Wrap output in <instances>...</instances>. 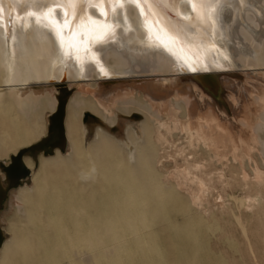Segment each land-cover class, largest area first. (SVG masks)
Masks as SVG:
<instances>
[{
    "label": "bare ground",
    "instance_id": "1",
    "mask_svg": "<svg viewBox=\"0 0 264 264\" xmlns=\"http://www.w3.org/2000/svg\"><path fill=\"white\" fill-rule=\"evenodd\" d=\"M0 7V264H82V251L92 264H244L248 243L256 246L249 235L264 233L262 212L254 209L258 219L249 224L234 216L239 203L231 198L222 211L194 212L188 199L164 186L157 167L166 148L181 144L193 152V136L198 145L191 154L212 170L233 162L229 171L240 183L264 178V109L255 121L244 116L255 111L251 93L260 92L264 79L256 85L233 75L241 67H264V0L197 4L202 19L192 25L190 0H4ZM253 51L260 61H252ZM148 59L165 63L164 73L173 77L143 84L136 97L133 89L132 97L118 96L128 86L116 85L118 113L103 110L99 92L142 73L134 66ZM17 81L31 95L7 90ZM79 83L86 93L75 92ZM172 84L220 90V118L234 134L231 154L203 133L193 135L195 117L173 97L166 99L168 113L153 108L150 93ZM252 120L256 135L246 130ZM253 150L258 166L250 172L241 155L251 158Z\"/></svg>",
    "mask_w": 264,
    "mask_h": 264
},
{
    "label": "rangeland",
    "instance_id": "2",
    "mask_svg": "<svg viewBox=\"0 0 264 264\" xmlns=\"http://www.w3.org/2000/svg\"><path fill=\"white\" fill-rule=\"evenodd\" d=\"M255 47H254V50H255ZM251 55H252L251 59H253L252 60L253 62L261 60V58H259L257 56V53L255 51H253V54L251 53ZM164 74L165 75H163V76H167L166 73H164ZM233 75L237 76V77L243 76L244 79L247 78L246 79L247 81H251L252 83L258 85L264 79V67H260V68L259 67H257V68L256 67L255 68H253V67H241L237 71L233 72ZM127 78H130V76L125 77L123 79L113 80V81H111L110 87L107 88V90L104 89V90H101L99 92V93L103 94V95L101 94L102 96H100V98H99L100 104H101V107L103 108V110L112 109V107H113V111L116 110V113H118L117 112V107H118L117 104H118L119 100H115V98L117 97L116 96L117 93H118L117 94L118 96H124V95L128 96L129 95L128 97H132V96L136 97V96L141 95V91L144 89L143 84H145V83H140L142 85L141 86L138 84L139 82L137 83V81H135V80L133 81V80H130ZM208 78L211 80H209ZM156 79H158V81H159L160 78H156ZM156 79H153V80H156ZM162 79H165V77H162ZM202 80H203V78H202ZM170 81H172V80H170ZM207 81H208V83H214V79L212 77H207ZM134 82H135V84H134ZM172 83H174V82H172ZM71 84L73 85L74 82L72 81ZM125 84L128 86V87H126L125 91H123L124 89L122 91L116 89L117 93L115 92L114 88L116 85L118 87H122ZM78 85H80L79 86L80 89L78 88L79 91H75V90H77V88H75V89L71 88V89L74 90L76 93H78V92L80 94L86 93V91H85L87 89L86 83H85V85H84V83H79ZM117 86H116V88H117ZM170 86H174V87H170ZM170 86H165L163 89L162 88L159 89L158 92L157 91L153 92V95L151 94L152 92L149 90H148V92H146V94L151 92L150 93L151 97L154 96L151 100L152 101L151 104L154 102L156 106L153 103V106H154L153 108L156 110L158 109L157 111H159V112L162 111L163 113H168L171 110V108H170L171 103L169 105L168 97L169 98L173 97V100L176 103L177 102L183 103L185 105V107H187V109H188V110L186 109L187 112L195 117L194 119H192L190 121V122L194 123V124L192 123L193 128H191V132L193 133V135H194V133H197V135H202L201 133H203V136L206 137L207 139H212V140H214V142H217V144H221L224 147L226 146V148L228 149L227 152L231 154L234 150V149H232V147L235 148L233 141H232L234 134L232 135V133L228 129V127H225V125H223L224 123H226V121L221 120V118H220V116L222 114L220 112V107L217 105V104H219V99H221V94L219 93L220 90L215 88V85L213 86V88L205 87V86H202L204 88L199 87V89H200L199 92L202 93V95H203L202 99L200 101L199 97H198L199 92L192 90L191 88H189L190 86L187 87L185 85H177V84H174V85L172 84ZM28 87L29 86H27L26 84H24V83L22 84V82L20 83V81H17L16 83H14V85L8 87L7 90L9 89L12 91H16V92L19 91L20 93H23V92H26L24 90V88H28ZM81 87H83L84 89ZM123 88H124V86H123ZM169 88H174L175 91H168ZM127 89H128V91H127ZM131 89L134 90L133 93L129 92V91H132ZM2 90L4 92L7 91L6 89H2ZM113 90H114V93H116V94H113ZM259 90H260V92L258 91L257 93L256 92L251 93L252 94L251 98L254 101H256V100L258 101V102H255L256 105L258 104L257 106H255L256 108H254L255 111H253L252 113L246 112L244 114L245 117H247V114H248V116H250L251 119H253V120L261 112V110L264 109V87L263 86L260 87ZM46 91L44 89L41 92H39V94L42 95V94L46 93ZM120 91H121V93H120ZM126 91L128 93H126ZM0 93H2V92H0ZM131 93H132V96H130ZM191 94H193V95H191ZM26 95H31V93L26 92ZM244 95H247L246 92ZM166 99L168 101H166ZM29 100H30V101H28V102H30L29 105L35 104V106H36V104L39 103V100H38L36 103L32 104L33 103V102H31L32 100L31 99H29ZM173 100H171V101H173ZM40 102H41V100H40ZM212 104L216 105V107H213ZM208 105H209V107H208ZM105 106L108 108L106 109ZM194 106H196V107H194ZM212 108H214V109L216 108V109L213 110ZM127 109L131 110V108H127ZM217 110H218L219 114H218ZM257 110H259L260 112ZM119 115H121V114H119ZM121 116H124V117L126 116L128 118L129 115H121ZM233 116L234 115H232L231 117L234 119ZM112 117H111V119H113ZM252 117H254V118H252ZM219 118H220V120H219ZM253 120L249 121L248 125H246V130L252 132L253 135L254 134L256 135L257 132H259V131H257V130H259V128L257 127V125H255V123H254L255 120L254 121ZM184 122L185 121H182V122H180V124L181 125L186 124ZM199 129H200V132H199ZM212 136H213V138H212ZM191 139H194V137L192 136V138H190V140ZM190 140H189V142L191 144L190 143L188 144L189 147L193 146L194 144H196V146L198 145V143L196 142L198 140H195V141L191 140L192 142ZM196 146H195V148L194 147L191 148L193 151L191 153H197L196 151L194 152V150L196 149ZM177 147L178 148H175V147L170 148V150H169V148L168 149L166 148V150L164 152L165 158L163 160H160L161 162H158L159 165L157 167V170H158V172H162L164 175L163 176L164 186L167 185L166 187H171V186L174 187V189H176V191H178V193L181 194L184 199H186V200L188 199V201L191 202L190 204L192 205V210H194V212L203 213V214L204 213L207 214L210 211H216V212L222 211L225 208L224 206L226 205V204H224L223 201H225L227 198H229V199L231 198L230 199L231 203H233L234 205L239 203V205L242 207V209H241L242 213L240 214V208L241 207L238 205L239 206V208H238V206H237L236 212L238 214L235 213L234 216L238 215L241 218H243L244 220L246 217V222H249V224L254 222V221H257V220H255V218L258 217L259 220L260 219L262 220V222L260 220V222H261L260 227L262 226L261 228H262V231L264 232V230H263L264 229V217H263L264 216V213H263L264 210L262 209L263 210L262 211L260 209L261 207L264 208V205H263L264 204V202H263V200H264V198H263L264 197V194H263L264 193L263 192L264 191V186H263L264 183H261V182H264V178L257 180V181L256 180H253V181L252 180H247V181L245 180V181H241V183H240V181L235 179L236 178V172L233 171V173H230V171H229L233 165L232 164L233 162H227V160H226L227 163H225V164L218 162L215 164L216 169L212 170L211 168H209V165H206L207 162H206L205 158L203 159L200 157V159H198L197 158L198 154L193 155L191 153L189 154V152L187 153V151L184 150V148L181 144L178 145ZM181 148H183V149L181 150ZM171 149L172 150L174 149L175 151L174 150L172 151ZM178 150L179 151L181 150V151L179 152ZM182 151H183V153L185 152L186 154L185 153L182 154ZM209 151H211V154L213 153L212 150H209ZM219 151H220V153H223V152L225 153V151L222 149H220ZM251 155H252L251 158H248L246 156V154H244V153H242V155H241L243 157V158L241 157L242 158L241 163L243 164V166H245L244 168H248L247 170H249V171L251 169L252 170L255 169L258 166L257 164H255L257 160L255 158L256 152L254 150L252 151ZM30 159L33 163L35 162L34 158L30 157ZM201 159H203V160H201ZM164 160H165V162H164ZM199 160H201V161H199ZM254 160H256V161H254ZM234 165H236V164H234ZM236 167H237V165H236ZM249 168H251V169H249ZM263 169H264V167H263ZM231 174H232V177L230 176ZM219 180L221 183L219 182ZM218 183L220 184V186L217 185ZM259 185H261V186H259ZM234 188H236V189H234ZM254 190H256V192ZM9 195H10V192H9ZM261 198H263V199H261ZM9 205H11V203ZM255 207H257L259 209L255 208ZM218 209H219V211H217ZM254 209H256L257 215L259 213L258 211L260 210V212H262L261 215H258V216L256 215L257 217H255ZM247 215H248L249 219H248ZM250 216L253 217V221H252V219H250L251 218ZM244 220H243V223L245 224ZM253 234H254V232H253ZM255 235L256 236L258 235V238H257L258 240L256 239ZM250 236L251 235H249L248 242L256 244L257 247L252 245V244L249 245V243H248L249 246L247 245V247L251 248L252 250L250 249L249 251L250 252L252 251V252L250 253L246 247V251L248 252V255L245 257L248 260L245 261L244 264H246V263L247 264H255V260H256V264H257V261H258V263L260 262L259 264H264V258H262L264 256V250H263L264 249V242H263L264 233H263V235L260 233H255L251 237ZM258 244H261L260 247L258 246ZM254 249L257 252H259L258 254H260V256L257 254V252H255ZM243 250L245 251V249H243ZM262 250H263V252H262ZM252 253L253 254L256 253L255 254L256 256L253 255ZM79 254L80 255H78V260L82 264H92L91 259H90L91 258L90 254H88L86 251H82ZM251 255L255 256L256 258L252 257ZM250 257H252V258H250ZM259 257L261 258V260H258V259H260ZM249 259H250V261H249ZM253 259H255V260H253ZM213 264H214V262H213Z\"/></svg>",
    "mask_w": 264,
    "mask_h": 264
},
{
    "label": "snow or ice",
    "instance_id": "3",
    "mask_svg": "<svg viewBox=\"0 0 264 264\" xmlns=\"http://www.w3.org/2000/svg\"><path fill=\"white\" fill-rule=\"evenodd\" d=\"M4 2V0H0V5H2ZM68 3L70 4H103L106 3L107 0H67ZM116 2H120V0H116ZM132 3H137V4H145V5H149V4H155V5H161V4H166L167 0H131ZM176 0H173V3H175ZM191 3H193L194 7H193V12L194 15L187 21L189 25H192L194 21H199L202 19L201 17V12L195 7V5L197 4H201V5H206L208 7L212 6L213 4H220L222 3V0H190ZM50 3L52 4H59L61 3V0H50ZM0 11H2V7H0ZM82 18V16L80 17ZM105 23H107V21H105ZM205 26L210 28L211 25L207 24L206 19L204 20ZM193 71H197L199 70L198 68H192Z\"/></svg>",
    "mask_w": 264,
    "mask_h": 264
},
{
    "label": "water",
    "instance_id": "4",
    "mask_svg": "<svg viewBox=\"0 0 264 264\" xmlns=\"http://www.w3.org/2000/svg\"><path fill=\"white\" fill-rule=\"evenodd\" d=\"M171 17H174V16L171 15ZM140 64L135 65L134 68L137 71L142 70V73L134 74L130 76V78H127V79L148 84L151 81H153V79H156V78L173 77V75L163 76L165 75L164 71L166 69V64L163 62H158L157 60L148 59V60H145L143 64L141 65ZM57 83L61 84L62 82H57Z\"/></svg>",
    "mask_w": 264,
    "mask_h": 264
}]
</instances>
